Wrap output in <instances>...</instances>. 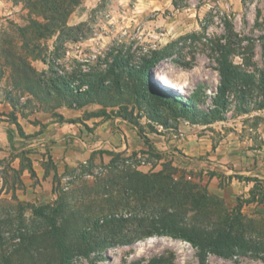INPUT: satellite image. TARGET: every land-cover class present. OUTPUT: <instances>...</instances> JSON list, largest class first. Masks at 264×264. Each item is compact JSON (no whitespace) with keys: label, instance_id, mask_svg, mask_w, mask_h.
<instances>
[{"label":"rangeland","instance_id":"1","mask_svg":"<svg viewBox=\"0 0 264 264\" xmlns=\"http://www.w3.org/2000/svg\"><path fill=\"white\" fill-rule=\"evenodd\" d=\"M0 1L22 2L12 18L4 15L9 5L1 6L0 37L9 31L13 44L6 48L27 52L30 64L21 77L0 53V115L6 114V104L11 112L0 130L11 128L18 137L14 115L32 132L37 127L34 143L46 149L40 133L57 124L70 130L73 139L66 140L82 152L72 132L80 126L90 129L88 121L99 119L111 122L113 133L129 126L143 147L101 150L102 160L91 157L61 172L48 161L50 180L37 186L33 178L34 190L24 199L16 192L20 176L5 161L0 264H65L57 237L73 251L86 232L103 247L87 257L73 256L67 264H264V110L256 107L263 94L252 86L245 99L230 93L224 119L210 124H192L168 109V97L178 96L195 97L201 110L211 107L225 49L236 66L253 73L255 85L261 83L264 0H79L57 24H65L64 29L43 31L40 41L29 45L31 52L18 28L30 20L45 23L43 13L34 14L28 0ZM159 56L144 90L134 72L145 59ZM167 76L182 86L169 90L163 81ZM16 144L21 148L24 141ZM135 172H162L171 187L179 190L186 183L206 196L195 204L143 194L129 199L125 178ZM253 188V201L247 203ZM173 212L189 226L239 233L250 240V249L231 257L207 253L203 260L189 242L159 235L163 213ZM98 222L108 225L95 230ZM34 236L40 239L35 242Z\"/></svg>","mask_w":264,"mask_h":264},{"label":"trees","instance_id":"2","mask_svg":"<svg viewBox=\"0 0 264 264\" xmlns=\"http://www.w3.org/2000/svg\"><path fill=\"white\" fill-rule=\"evenodd\" d=\"M78 2L79 0H28V5L31 7V10L34 11V14L38 11L43 13L45 23L30 20L29 26L18 28V37L24 41V47L31 52L32 49L29 45L39 42L44 35L42 34L43 31L48 33L53 27L62 31L65 24H62L61 26H57V24L63 21L64 18L70 16L72 12L71 7L77 5L76 3ZM0 44L3 45V47L0 48V53L2 55H6L7 59L10 61V66L13 67V70L16 73H19L21 77H24V69L30 68V64L27 59L28 57L26 56L27 52L17 53L14 50H8L9 47L6 48L7 45L9 46L13 44L12 34L9 31L1 33ZM164 51L165 49L162 50V56H164ZM229 55H231L230 50L225 49V52H223L221 58L218 60L220 83L217 86V91L213 96H211L212 105L207 109V111L198 108L197 104L199 101L196 100L195 97L184 98L183 96H178L177 98L168 97L170 104H168V109H171L178 117H181L192 124H210L213 121H222L224 119V114L228 111L230 106V93H238L241 95V98L243 95V98L245 99L249 88L252 86L256 87V89L263 94V97L260 102H258L256 107L259 111L264 110V72H262L259 78L261 83L255 85V82L253 81L255 76L253 73L248 72L241 66H236L229 59ZM162 56L145 59V64L142 66L141 70L134 72L136 76L139 77V81L141 82L140 84L144 90L148 88L149 76L152 70L156 68L158 61ZM118 67L122 68L123 66L119 64ZM55 88L59 91L62 89V85L59 83L55 85ZM159 89L164 91L166 88L159 87ZM243 111L246 113L247 109L244 108ZM12 118L14 120L12 123L18 128L21 137H25L20 124H18L17 118L14 115ZM169 180L170 178L164 176L162 172L151 174L135 172L125 178L126 189L128 191V195H130L129 199L137 198V196H141L139 194H143L145 198L168 196L173 199V202L187 201L188 204H195L200 199L204 200L203 197H205L206 194L200 190H195L191 187L188 188L187 184L183 183L182 185L184 188L180 187L179 191L177 189L178 186H175L176 188L170 186L171 182L169 183ZM255 182H258V180H255ZM254 192L255 188L250 191L251 198L246 200L247 203L253 201L252 196L254 195ZM262 195L264 196V194ZM238 201V208L241 209L243 207V201L241 198H239ZM35 213L43 216L42 210H36ZM178 217V212H173L172 214L163 213L160 222L164 226L159 235L174 234L177 238L189 242L198 249L203 260L207 253H214L223 257H231L244 254L248 249H250V240L239 233L233 234L224 230H213L200 226H189L186 222H179ZM105 225L108 224H100L98 222L95 226V230L104 228ZM109 225L113 228L116 224ZM89 233L86 232L84 234L87 238H85L81 244L75 246V250L73 251L69 250L70 248L60 239V236L57 237L58 246L62 250L63 262L65 264L69 263L73 256L87 257L96 253L99 248L103 247L104 244L102 243L91 242L88 238L90 237ZM33 238L35 239V242L40 239L39 236H34ZM113 245L115 244H108L107 247H111ZM73 252L74 254L72 255Z\"/></svg>","mask_w":264,"mask_h":264},{"label":"crops","instance_id":"3","mask_svg":"<svg viewBox=\"0 0 264 264\" xmlns=\"http://www.w3.org/2000/svg\"><path fill=\"white\" fill-rule=\"evenodd\" d=\"M6 3L9 5L8 9L5 11L6 14H4L7 18H12L15 15L16 9L19 8L18 6H22V2L18 5L8 1H0V13L3 12L1 6L4 4L6 5ZM9 106V104H6V114L2 112L0 115V129L6 122L4 121L5 117H8L9 113H11L8 112V109H10L8 108ZM99 122V119L88 121L90 129L81 128L82 126L78 124L80 128L76 127L73 132L71 131L76 136V139L80 141V149L82 152L73 149L72 143H70L73 139V136L69 134L70 130H65L64 127L58 128L57 124L46 127V129L40 133L39 137L42 138V141L47 143L46 149L49 150L47 155L42 154L46 150L44 148L45 145L43 146L42 144H39V146H37V144L34 143L36 140L35 132L39 131L37 127L32 126L34 131L32 132V130L24 127L23 124L21 125V123L18 122L22 127L21 129L25 134V137H21L18 129V137L14 135V130L11 128H9L6 133L0 130V170H4L3 164L5 161H8L7 164L10 165V172H14L20 176L22 184L21 188L16 192L21 194L24 199L26 195H29L31 191L34 190L33 184H35V182L33 181V178L39 182L37 183V186L45 184L46 181L48 182L50 180V175H48V164H46L50 159L58 172H61L62 170L76 167L81 163H86L91 157L96 158V161L97 159L102 160L100 154L101 150L132 152L134 149H143L141 145H137V143L141 144L138 142L140 138L137 132L129 126L120 125L123 132L119 134L117 132L113 133L114 131L111 122ZM14 125L15 124H13V126ZM66 138H69L70 142L66 140ZM18 140L24 141L21 148H18V145L16 144ZM133 142L136 145H133ZM26 143L30 144L26 145ZM105 156L106 155L103 154V158H105ZM33 173L34 176L32 175ZM7 183L6 179L4 180L0 177V191L3 190ZM39 189H41V187L35 189V191H39ZM3 192H6L5 188L2 193Z\"/></svg>","mask_w":264,"mask_h":264},{"label":"bare ground","instance_id":"4","mask_svg":"<svg viewBox=\"0 0 264 264\" xmlns=\"http://www.w3.org/2000/svg\"><path fill=\"white\" fill-rule=\"evenodd\" d=\"M164 85H166V88L169 90H178L182 85L179 83V81L174 76H167L163 78Z\"/></svg>","mask_w":264,"mask_h":264}]
</instances>
